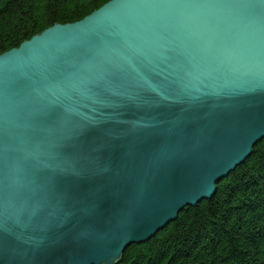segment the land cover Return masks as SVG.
<instances>
[{"label":"water","instance_id":"1","mask_svg":"<svg viewBox=\"0 0 264 264\" xmlns=\"http://www.w3.org/2000/svg\"><path fill=\"white\" fill-rule=\"evenodd\" d=\"M264 139V0H111L0 55V264H114Z\"/></svg>","mask_w":264,"mask_h":264},{"label":"trees","instance_id":"2","mask_svg":"<svg viewBox=\"0 0 264 264\" xmlns=\"http://www.w3.org/2000/svg\"><path fill=\"white\" fill-rule=\"evenodd\" d=\"M111 0H0V55ZM210 199L183 209L114 264H264V139Z\"/></svg>","mask_w":264,"mask_h":264}]
</instances>
